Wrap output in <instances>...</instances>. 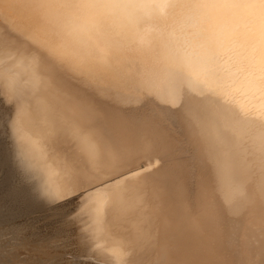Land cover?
Instances as JSON below:
<instances>
[{
    "label": "bare ground",
    "instance_id": "6f19581e",
    "mask_svg": "<svg viewBox=\"0 0 264 264\" xmlns=\"http://www.w3.org/2000/svg\"><path fill=\"white\" fill-rule=\"evenodd\" d=\"M262 14L264 0H0V73L35 57L77 156L131 189L126 264H264ZM129 25L126 66L84 54L93 36L125 48Z\"/></svg>",
    "mask_w": 264,
    "mask_h": 264
},
{
    "label": "rangeland",
    "instance_id": "374dc122",
    "mask_svg": "<svg viewBox=\"0 0 264 264\" xmlns=\"http://www.w3.org/2000/svg\"><path fill=\"white\" fill-rule=\"evenodd\" d=\"M12 118L13 109L0 101V264H113L114 259L123 264L124 251L134 256L136 217L122 175L92 173L64 128L50 138L48 150L70 183H54L59 203L42 198L39 179L25 177L18 167ZM86 200L101 205L107 232L104 247L96 251L69 219Z\"/></svg>",
    "mask_w": 264,
    "mask_h": 264
},
{
    "label": "clouds",
    "instance_id": "9594fccd",
    "mask_svg": "<svg viewBox=\"0 0 264 264\" xmlns=\"http://www.w3.org/2000/svg\"><path fill=\"white\" fill-rule=\"evenodd\" d=\"M131 4L117 7L130 8ZM222 3H209L207 7H226ZM254 23L264 30V14ZM126 47H113L105 50L104 42L93 36L89 40L86 56L99 53L101 58L112 63L126 66L129 59L128 49L134 48L136 29L129 25L124 32ZM198 41L193 39L192 45ZM158 48L167 50L168 38L158 41ZM211 47H215L210 45ZM9 61L26 70L27 76L0 73V101L13 109V118L9 125L11 139L16 153V160L25 177L39 179V191L42 198L59 203L62 199L55 191L54 183L67 186L70 178L65 176L57 166V161L48 150L50 138L67 126L63 110L50 99L49 81L44 77L39 61L26 51L14 52ZM25 80L35 81L27 87ZM76 222L80 234L96 251L104 247L107 232L104 228L101 205L96 200H86L69 218ZM113 264L120 261L113 260Z\"/></svg>",
    "mask_w": 264,
    "mask_h": 264
}]
</instances>
